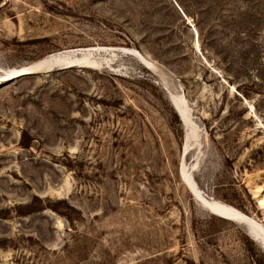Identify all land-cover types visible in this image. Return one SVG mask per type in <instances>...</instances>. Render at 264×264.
Masks as SVG:
<instances>
[{"label":"rangeland","instance_id":"rangeland-1","mask_svg":"<svg viewBox=\"0 0 264 264\" xmlns=\"http://www.w3.org/2000/svg\"><path fill=\"white\" fill-rule=\"evenodd\" d=\"M95 45L0 79V264H264L180 175L264 223V0H0V75Z\"/></svg>","mask_w":264,"mask_h":264},{"label":"bare ground","instance_id":"bare-ground-1","mask_svg":"<svg viewBox=\"0 0 264 264\" xmlns=\"http://www.w3.org/2000/svg\"><path fill=\"white\" fill-rule=\"evenodd\" d=\"M80 49V50H78ZM122 52V53H128L136 56L143 64H145L147 67L153 69L152 71L156 69L155 63L147 56H145L143 53H141L138 49L130 48V47H123V46H105V45H95V46H88V47H78V48H72V49H66L63 51H58L56 53H53L51 55H48L40 60H37L33 63H28L24 66H17V67H11V68H4L2 69V74L0 75L1 80H8L15 77H18L22 74L20 72L23 69H26L27 71H31L32 73L35 71H41L48 68H51L55 65H62V66H72V65H82V66H89V67H99L100 61L99 58L96 57V52ZM115 54V53H114ZM103 61V60H102ZM88 68V67H87ZM158 71V70H157ZM31 73V74H32ZM27 74V73H26ZM24 75V74H23ZM169 98L175 107L176 111L178 112L182 122L187 126V128H192V124L190 122V116L188 115L187 111V101L184 95L182 94H175L173 92H169ZM183 124V125H184ZM184 125V126H185ZM195 130V129H194ZM188 149V143L185 147V152ZM183 171V176L181 175V178L183 182L186 184V186L189 188V190L195 195L194 197L197 198L198 201L201 202V204L206 207L208 210H210L212 213L221 216L220 212H214L212 210L211 206L217 208L218 210L215 211H222L226 213L229 218L235 220L237 222L243 223L245 226L248 223H252L254 225V235L252 237L261 244V242L264 244V223L259 221L253 216H250L240 209L236 208L235 206L226 203L222 200H218L213 197L206 196L205 193L203 194L196 186V183L194 179L190 178L189 173L187 171L186 165L183 161V164L180 167V170ZM193 189V190H192ZM204 192V191H203ZM202 193V194H201ZM223 217V216H222ZM247 227V226H246ZM249 234V235H250ZM261 248H264V246L261 244Z\"/></svg>","mask_w":264,"mask_h":264},{"label":"water","instance_id":"water-1","mask_svg":"<svg viewBox=\"0 0 264 264\" xmlns=\"http://www.w3.org/2000/svg\"><path fill=\"white\" fill-rule=\"evenodd\" d=\"M78 50H80V49H78ZM28 74V73H32L31 71H27L26 69H23L21 72H20V74ZM180 172H181V175L183 176V171H182V169L180 170ZM193 190V189H192ZM211 208H212V210H214V212H220L219 214L221 215V216H223V217H225V218H229V216L226 214V213H224V212H222V211H215V210H218L217 208H215V207H213V206H211ZM247 229H248V231H249V233H252L253 235H254V225H252V223H248L247 225ZM261 244L264 246V244L261 242Z\"/></svg>","mask_w":264,"mask_h":264}]
</instances>
